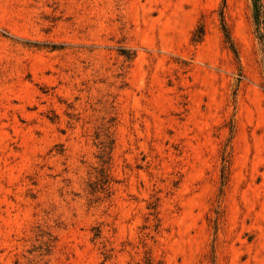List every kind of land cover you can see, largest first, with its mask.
<instances>
[{
    "label": "rangeland",
    "instance_id": "374dc122",
    "mask_svg": "<svg viewBox=\"0 0 264 264\" xmlns=\"http://www.w3.org/2000/svg\"><path fill=\"white\" fill-rule=\"evenodd\" d=\"M253 13L0 0V264H264Z\"/></svg>",
    "mask_w": 264,
    "mask_h": 264
},
{
    "label": "trees",
    "instance_id": "16d2710c",
    "mask_svg": "<svg viewBox=\"0 0 264 264\" xmlns=\"http://www.w3.org/2000/svg\"><path fill=\"white\" fill-rule=\"evenodd\" d=\"M251 1H252L253 8H254L253 18H254V25H255V29L257 33V38L259 39L260 43L263 46V53H264V0H251ZM222 28L224 31L226 41L229 43V47L233 50L236 56H238V50L236 48V45L224 21H222ZM203 33H204L203 27H201L200 35H202ZM263 63H264V55H263ZM224 161L226 163L227 159H224ZM225 163L223 166V171L226 166ZM223 177H224V174H223Z\"/></svg>",
    "mask_w": 264,
    "mask_h": 264
}]
</instances>
